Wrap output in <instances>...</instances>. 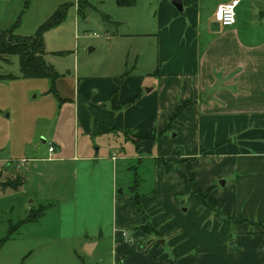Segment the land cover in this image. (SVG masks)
<instances>
[{
    "label": "crops",
    "instance_id": "1",
    "mask_svg": "<svg viewBox=\"0 0 264 264\" xmlns=\"http://www.w3.org/2000/svg\"><path fill=\"white\" fill-rule=\"evenodd\" d=\"M180 1L181 10L173 0H88L82 17L97 11L102 59L84 75L75 65L65 78L69 92L58 76L54 83L59 99L74 105L84 138L74 159H97L92 120L100 118L115 129L102 133L111 141L109 160L144 152L154 164L150 197L139 203L159 239L134 229L146 216L131 214V202L116 209L114 221L134 234L127 241L114 228L110 259L102 261L264 264V0H247L231 26L213 20L216 6L229 0H213L212 13L211 0ZM114 91L118 110L110 104ZM153 127L158 138L139 149L123 133ZM43 143L54 148L46 159L57 160L52 139Z\"/></svg>",
    "mask_w": 264,
    "mask_h": 264
},
{
    "label": "rangeland",
    "instance_id": "2",
    "mask_svg": "<svg viewBox=\"0 0 264 264\" xmlns=\"http://www.w3.org/2000/svg\"><path fill=\"white\" fill-rule=\"evenodd\" d=\"M78 2L0 0V29L10 28L19 17L15 32L25 36L34 35L56 9L66 7L64 20L43 33L44 59L58 74L62 92L71 90L65 78L75 65L84 75L104 52L99 45L105 36L97 11L90 10L85 21L77 15ZM210 2L208 13L214 10ZM83 6V12L89 9L87 0ZM6 58L0 60V264H106L114 228L128 236L135 229L159 239L139 203V196L150 197L155 178L147 153L137 157L126 152L116 165L105 153L109 137L99 134L92 139L100 147L97 159H74L73 147L79 141L81 151L84 142L74 105L54 94L49 78L22 77L18 55ZM43 139L55 143L57 160L46 159L48 145ZM59 148L64 150L61 155ZM22 159L27 160L20 165ZM17 181L22 183L11 187ZM131 202V214L146 216V220L134 229L122 228L114 221L115 211L127 209ZM149 223L156 233L140 227ZM88 243H98L91 254L83 250Z\"/></svg>",
    "mask_w": 264,
    "mask_h": 264
},
{
    "label": "trees",
    "instance_id": "3",
    "mask_svg": "<svg viewBox=\"0 0 264 264\" xmlns=\"http://www.w3.org/2000/svg\"><path fill=\"white\" fill-rule=\"evenodd\" d=\"M88 1V0H87ZM86 0H79L77 5L78 15L82 16L83 9ZM135 0H116V3L120 6L122 5H133ZM66 7L61 6L54 11V13L42 23L34 35L25 36L20 35L15 32V26L19 22V17L16 22L10 28L0 29V60L6 61L7 56L18 55L19 67L21 75L24 78H49L52 82V91L56 94L55 80L58 76L53 66L47 63L44 59L45 54V44L43 41V33L54 27L55 25L62 22L65 18ZM11 77V75H9ZM110 104L112 109L118 110L120 108V103L118 102L116 91L110 95ZM115 129L108 124L104 119L94 118L92 120V134H102L113 132ZM130 135L129 138L132 139L139 149L143 140L149 139L155 141L159 133L153 128H138L134 130H126L124 132ZM17 178V177H16ZM22 183L17 181L14 185H8L11 187H16L17 184ZM192 189L199 193L203 198H205L206 192H203L192 185ZM146 225V224H145ZM142 225L140 227L144 228V231H151V224L149 226ZM156 233L157 231L153 229L151 233Z\"/></svg>",
    "mask_w": 264,
    "mask_h": 264
},
{
    "label": "built area",
    "instance_id": "4",
    "mask_svg": "<svg viewBox=\"0 0 264 264\" xmlns=\"http://www.w3.org/2000/svg\"><path fill=\"white\" fill-rule=\"evenodd\" d=\"M239 0H229L227 2L220 3L216 6L213 13V20L220 26H231L235 23V9ZM92 35L99 36L97 33H92ZM53 146L49 144L48 151L51 153L53 151ZM26 159H22L20 164H24ZM122 238L124 240L130 241L126 231L121 232Z\"/></svg>",
    "mask_w": 264,
    "mask_h": 264
},
{
    "label": "water",
    "instance_id": "5",
    "mask_svg": "<svg viewBox=\"0 0 264 264\" xmlns=\"http://www.w3.org/2000/svg\"><path fill=\"white\" fill-rule=\"evenodd\" d=\"M173 3L176 5V7L181 10V1L180 0H173ZM223 183V182H222ZM162 243V240H161ZM94 245V243H88L86 244V252H90L91 247Z\"/></svg>",
    "mask_w": 264,
    "mask_h": 264
}]
</instances>
